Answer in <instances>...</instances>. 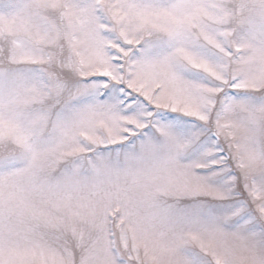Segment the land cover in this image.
Here are the masks:
<instances>
[{"label":"snow or ice","instance_id":"snow-or-ice-1","mask_svg":"<svg viewBox=\"0 0 264 264\" xmlns=\"http://www.w3.org/2000/svg\"><path fill=\"white\" fill-rule=\"evenodd\" d=\"M0 264H264V0H0Z\"/></svg>","mask_w":264,"mask_h":264}]
</instances>
